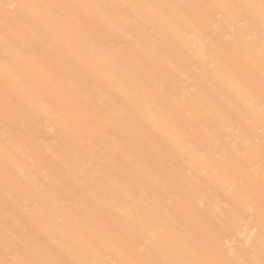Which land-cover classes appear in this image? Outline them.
Listing matches in <instances>:
<instances>
[{
    "label": "bare ground",
    "instance_id": "6f19581e",
    "mask_svg": "<svg viewBox=\"0 0 264 264\" xmlns=\"http://www.w3.org/2000/svg\"><path fill=\"white\" fill-rule=\"evenodd\" d=\"M0 264H264V0H0Z\"/></svg>",
    "mask_w": 264,
    "mask_h": 264
}]
</instances>
